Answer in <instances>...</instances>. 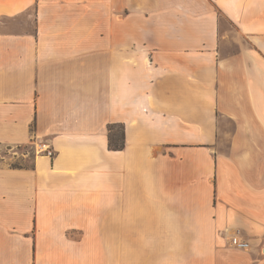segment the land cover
Listing matches in <instances>:
<instances>
[{"label": "crops", "instance_id": "obj_1", "mask_svg": "<svg viewBox=\"0 0 264 264\" xmlns=\"http://www.w3.org/2000/svg\"><path fill=\"white\" fill-rule=\"evenodd\" d=\"M0 264H264V0H0Z\"/></svg>", "mask_w": 264, "mask_h": 264}, {"label": "trees", "instance_id": "obj_2", "mask_svg": "<svg viewBox=\"0 0 264 264\" xmlns=\"http://www.w3.org/2000/svg\"><path fill=\"white\" fill-rule=\"evenodd\" d=\"M120 128L121 130H117ZM123 128L121 125L112 124L108 126V147L112 150L123 148Z\"/></svg>", "mask_w": 264, "mask_h": 264}, {"label": "rangeland", "instance_id": "obj_3", "mask_svg": "<svg viewBox=\"0 0 264 264\" xmlns=\"http://www.w3.org/2000/svg\"><path fill=\"white\" fill-rule=\"evenodd\" d=\"M7 24L9 26L13 27V28L16 27L15 22L7 21ZM116 129L119 130V131L121 130L120 128H116ZM17 151L19 153L27 154V157L25 158V163H28L30 161L31 157L34 156V154L37 155L36 153H34V146L33 147H28V146L24 145V146H18V147H16V149L15 148H10V149L7 150V152H10V153H13V154H17L18 153ZM18 163H23V162H20L18 160L12 161L13 165H18Z\"/></svg>", "mask_w": 264, "mask_h": 264}, {"label": "built area", "instance_id": "obj_4", "mask_svg": "<svg viewBox=\"0 0 264 264\" xmlns=\"http://www.w3.org/2000/svg\"><path fill=\"white\" fill-rule=\"evenodd\" d=\"M34 153H36L37 155L42 154L45 155L49 158H53L55 155V152L52 148H50L49 145L40 142L39 144H34ZM235 245H237L238 247H246L247 243L245 242H240L238 240H233Z\"/></svg>", "mask_w": 264, "mask_h": 264}]
</instances>
